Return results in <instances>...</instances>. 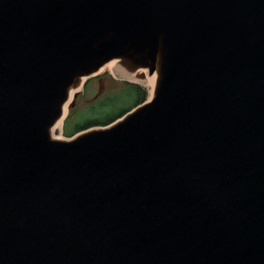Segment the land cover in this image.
Returning a JSON list of instances; mask_svg holds the SVG:
<instances>
[{
	"label": "water",
	"instance_id": "95a60500",
	"mask_svg": "<svg viewBox=\"0 0 264 264\" xmlns=\"http://www.w3.org/2000/svg\"><path fill=\"white\" fill-rule=\"evenodd\" d=\"M112 60L150 98L61 137ZM0 264H264V0H0Z\"/></svg>",
	"mask_w": 264,
	"mask_h": 264
},
{
	"label": "rangeland",
	"instance_id": "374dc122",
	"mask_svg": "<svg viewBox=\"0 0 264 264\" xmlns=\"http://www.w3.org/2000/svg\"><path fill=\"white\" fill-rule=\"evenodd\" d=\"M123 77L129 78L125 74ZM125 82L138 84L118 78L108 70H103L88 79L84 88L76 96L74 105L68 111L62 127L60 126L61 137L67 138L65 135L90 120L113 117L129 105L133 107V103L137 100V93L134 92V87L126 86ZM138 85L146 93L144 100L146 102L151 93L145 86ZM107 105H109L108 109L105 108Z\"/></svg>",
	"mask_w": 264,
	"mask_h": 264
},
{
	"label": "trees",
	"instance_id": "16d2710c",
	"mask_svg": "<svg viewBox=\"0 0 264 264\" xmlns=\"http://www.w3.org/2000/svg\"><path fill=\"white\" fill-rule=\"evenodd\" d=\"M125 84L128 87H134V90H135L134 92L137 93V98H136L137 100L133 103L134 104L133 107H131L129 105L126 109L122 110L117 115H115L113 117H108L106 119L103 118L104 120L101 118L90 120L89 122L81 125L80 127L76 128L75 130H73L71 133H68L67 135H65V137H71L72 135H74L80 131L86 130L88 128H91V127L106 126V125L112 123L113 121H115L116 119L120 118L122 115H124L125 113H127L128 111L133 109L135 106L143 103L145 100L146 93L142 90V88L136 84H131V83H127V82H125ZM105 108L108 109L109 105H107Z\"/></svg>",
	"mask_w": 264,
	"mask_h": 264
},
{
	"label": "bare ground",
	"instance_id": "6f19581e",
	"mask_svg": "<svg viewBox=\"0 0 264 264\" xmlns=\"http://www.w3.org/2000/svg\"><path fill=\"white\" fill-rule=\"evenodd\" d=\"M120 67L118 66V62L116 60H112L110 62H108L107 64H105L98 73H100L103 70H108L110 73L114 74L117 69H119ZM154 80L155 77L153 76H146L145 78V86L146 88H148L149 92L152 93L153 91V87H154ZM66 111L64 112L65 115ZM61 121H59L58 125H56L55 128H57L58 126H60ZM61 136V135H60Z\"/></svg>",
	"mask_w": 264,
	"mask_h": 264
}]
</instances>
